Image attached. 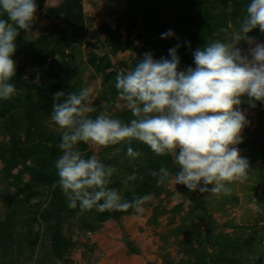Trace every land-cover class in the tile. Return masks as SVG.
<instances>
[{"label":"clouds","instance_id":"9594fccd","mask_svg":"<svg viewBox=\"0 0 264 264\" xmlns=\"http://www.w3.org/2000/svg\"><path fill=\"white\" fill-rule=\"evenodd\" d=\"M35 0H0V99L16 93L11 81L16 75L13 55L21 31L29 33L36 20ZM254 29L264 34V0H250L239 19V27L224 40H213L193 53L195 67L179 70L177 49H169L170 59H153L145 53L134 68L121 69L115 76L118 98L125 102L132 119L122 122L106 112L95 117L89 99L91 88L65 95H53L51 119L61 129V155L55 161L59 186L68 206L81 212L142 211L151 195L123 200L119 191L109 187L115 167L104 165L95 155L86 157L81 143L107 148L121 142L137 141L158 157L173 158V173L161 166L152 171L158 183L169 179L189 191L230 195L234 182L249 178L250 164L240 156L236 145L248 121L239 110L241 97L264 103V44L248 36ZM221 28L219 33H225ZM172 31L162 34L165 39ZM250 46L251 59L237 47L240 41ZM141 152L127 148L136 160ZM135 180L136 176L128 177ZM211 186L210 188L208 186ZM259 212L256 199L249 205Z\"/></svg>","mask_w":264,"mask_h":264},{"label":"trees","instance_id":"16d2710c","mask_svg":"<svg viewBox=\"0 0 264 264\" xmlns=\"http://www.w3.org/2000/svg\"><path fill=\"white\" fill-rule=\"evenodd\" d=\"M35 2L37 11H41L44 0ZM249 3L250 0H126L125 12L115 18L116 28L103 24L97 28L96 33L104 35V44L112 55L135 52L133 68L143 59L145 53H151L153 59L157 56L160 59H170L169 49L176 48L180 60L178 68L186 70L188 67H195L193 53L197 48L213 40H224L226 34L230 36L238 29L239 19L243 17ZM45 15L69 22L73 33L68 36L58 30L61 34L56 36L55 27L51 26L46 30L49 31L47 35L40 36L35 42L27 40L23 31L17 37V50L13 55L16 75L11 81L16 87V93L7 100L0 99V203L7 207L4 220H0V248L14 256L16 253L21 254L22 250L24 251L21 255L34 250L35 244L45 247L44 238L39 240L38 236L31 234L33 227L38 226L46 238L50 237L48 245L52 252L58 259H62L70 246L62 235L63 223L75 220L76 225L81 228L89 229L90 232L98 231L100 224L109 218L130 215L132 209L127 212L116 211L114 215L107 216L95 214V209L81 212L79 205L76 208L68 206L67 198L59 186L55 161L62 154L59 148L61 132L51 129L46 121L48 117L51 118L53 95L57 91L67 95L70 91L81 90L84 67L78 61L81 55L78 47L82 43V35L85 34L84 28L86 25L91 26V21L83 13L81 0H63L59 6L48 9ZM132 20L133 23L128 25V29L138 28L137 38L143 41V49L139 52L119 31L123 23ZM221 28L226 30L225 33L217 35ZM169 30L173 35L162 39V34ZM248 36L255 42L264 44V34L259 29L252 30ZM245 44L242 40L237 45L243 55ZM89 58L93 72L88 73V76L92 77L94 74L101 78L103 99L110 100L112 104L118 97L114 86L118 70L107 71L112 67L105 57L90 55ZM27 67L36 69L38 82L31 83L26 78ZM252 103L254 107L250 106L246 96L241 98L239 107L255 111L260 118V126L264 127V103ZM110 116L125 123L133 118L129 110ZM133 144L134 150L142 155L132 162L123 163L120 175L113 174L109 184L112 189L116 187L127 192L123 188L126 183L121 177L135 175V180L127 182L131 185L127 189L131 190L135 186L136 190L127 192L124 198L126 201L132 200L133 196L157 195L155 181L158 177H153L151 172H158L162 165L173 175L178 171L173 165L172 157H158L144 144L137 141H133ZM79 148L86 157L92 156L89 145L81 143ZM115 151V145L102 148L98 159L104 165L111 166L116 158ZM112 167L116 168L117 164ZM186 197L192 204L193 213L199 216V211L203 213L200 220L205 223V229L203 235L198 232L197 237L204 236L209 242L215 235L214 223L196 196L186 192ZM95 220L100 224L89 226ZM125 245L130 254H136L129 241ZM237 248L229 239H223L222 251L231 257L225 264H242L240 259L233 257ZM14 260H11L12 264H20L19 259ZM182 262L178 264H216L212 258L204 257L195 260L188 257Z\"/></svg>","mask_w":264,"mask_h":264},{"label":"rangeland","instance_id":"374dc122","mask_svg":"<svg viewBox=\"0 0 264 264\" xmlns=\"http://www.w3.org/2000/svg\"><path fill=\"white\" fill-rule=\"evenodd\" d=\"M63 0H44V7L41 11H36V20L33 29L29 33L23 31V36L35 42L40 36H46V31L51 26L55 27L56 36H60L59 31L65 35H72L71 24L62 19L47 17L45 12L59 6ZM126 0H81V6L86 18L91 21V26L86 25L85 34L82 35V43L78 47L80 51L79 62L83 68V79L81 89L91 88L90 101L95 107L96 112L90 115L95 117L100 112L109 115L128 110L121 100L117 97L112 104L110 100H104L102 96L101 78L88 73L92 71L89 63V56L107 58L111 67L107 69H117L125 71L133 68L132 60L136 53L124 52L112 55L104 44V35L96 33L100 25L107 24L111 28H116L115 18L125 12ZM133 23L126 21L119 28L124 39L132 42L137 52L143 49V41L137 38L138 28L128 29ZM87 30V31H86ZM46 31V32H45ZM262 44L261 42H255ZM244 55L251 59L250 46L245 44ZM157 56L155 60H160ZM78 59V58H77ZM86 68V69H85ZM93 72V71H92ZM91 72V73H92ZM26 78L29 82H38L39 76L36 69L25 68ZM105 88V87H104ZM242 96L241 98H245ZM108 99V96L106 97ZM240 98V99H241ZM112 101V99H111ZM109 104V105H108ZM239 107V106H238ZM248 121L247 126L241 133L242 142L236 147L240 156L246 158L250 164V175L244 183L234 182L229 185L232 191L230 195L211 193H200L189 191L185 186L175 185L171 179L158 183L155 181L157 195L153 194L152 199L146 202L142 211L132 210L130 215L119 218H109L102 224L98 220L91 227L100 224L98 231L81 228L76 225V221L62 224V235L70 245L62 259H58L52 252L50 237L46 238L42 233L41 227L34 226L32 236L43 239L45 247L35 244L34 250L27 251L26 254L16 253L14 256L0 248V264H12L11 260L19 259L20 264H178L183 263L188 257L195 260L200 257L213 259L216 264H225L230 261V255L222 251L223 239L238 247L233 257L241 260L242 264H264V127L260 126V118L251 109H240ZM51 129L61 132V129L48 117L46 121ZM7 139V138H5ZM116 147V158L111 164H117L115 175H120L123 163L133 161L127 156V148L134 149L133 141L131 144L121 142ZM92 155L97 156L102 148L89 144ZM173 165L174 161H173ZM2 164L0 163V168ZM176 167V166H175ZM179 171V169H177ZM26 178V177H25ZM126 183V191L132 193L128 178H123ZM211 187L210 185L208 186ZM113 189L118 190L114 187ZM124 200L127 192L118 190ZM186 192H191L196 196L210 216L213 228L216 229L215 235L209 242L203 235L205 223L200 220L203 213L199 216L191 211L192 204L186 197ZM256 199L260 211H254L249 205ZM7 207L0 203V220H4ZM116 211L95 212L103 216L114 215ZM206 221V220H205ZM195 232V234H194ZM199 235L197 237V233ZM223 238V239H222ZM129 241L136 250V254L129 253L125 242ZM39 243V242H37ZM74 247H72V244ZM199 255V256H198ZM15 261V260H14ZM15 264V263H13Z\"/></svg>","mask_w":264,"mask_h":264}]
</instances>
